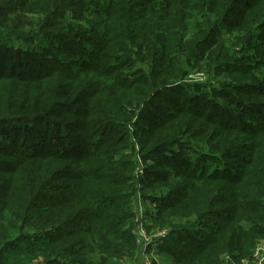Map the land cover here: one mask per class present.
I'll use <instances>...</instances> for the list:
<instances>
[{"label": "trees", "instance_id": "1", "mask_svg": "<svg viewBox=\"0 0 264 264\" xmlns=\"http://www.w3.org/2000/svg\"><path fill=\"white\" fill-rule=\"evenodd\" d=\"M138 186L170 264L264 237V0H0V264L133 260Z\"/></svg>", "mask_w": 264, "mask_h": 264}, {"label": "built area", "instance_id": "2", "mask_svg": "<svg viewBox=\"0 0 264 264\" xmlns=\"http://www.w3.org/2000/svg\"><path fill=\"white\" fill-rule=\"evenodd\" d=\"M203 72L199 75L203 79ZM201 79V80H202ZM135 177L142 174V165L139 164L135 171ZM156 214V204L143 199L139 190L132 201V234L135 241V256L131 260V264H153L158 260L157 249L162 240L168 235L169 228L154 227L152 222ZM262 246V253L257 256V260L251 264H264V245ZM224 264H236L232 261V258L226 257Z\"/></svg>", "mask_w": 264, "mask_h": 264}, {"label": "rangeland", "instance_id": "3", "mask_svg": "<svg viewBox=\"0 0 264 264\" xmlns=\"http://www.w3.org/2000/svg\"><path fill=\"white\" fill-rule=\"evenodd\" d=\"M200 73H202V72L199 69H197V68H194V69L190 70V74L185 79L184 84H186V86H188V85H194L196 83H199L201 81V79H202L201 76L199 75ZM177 95H179V94L177 93ZM177 220L178 219H175L172 222L176 223ZM170 221H171V219H170ZM152 224H153L154 227H158V228H167V227H169L168 224H165L163 227L155 226L154 222H152ZM259 245H264V237L259 240ZM261 253H262V246H259V247H256V248L254 247V249H252L251 254L249 256L243 257V256L240 255V256H238L240 259L236 260L235 258H233L232 261L234 263H236V264H251L252 262H255L257 260V256L259 254H261ZM31 262H29L27 264H35L36 263V261H33L32 263ZM128 262H129V260H119L116 263H118V264H128ZM158 264H170V262H168L163 257L159 256L158 257Z\"/></svg>", "mask_w": 264, "mask_h": 264}, {"label": "crops", "instance_id": "4", "mask_svg": "<svg viewBox=\"0 0 264 264\" xmlns=\"http://www.w3.org/2000/svg\"><path fill=\"white\" fill-rule=\"evenodd\" d=\"M128 264H131V260H129Z\"/></svg>", "mask_w": 264, "mask_h": 264}]
</instances>
